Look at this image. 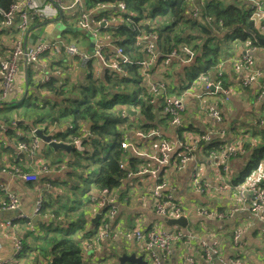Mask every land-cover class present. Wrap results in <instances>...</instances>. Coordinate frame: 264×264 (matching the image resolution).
<instances>
[{
	"label": "crops",
	"instance_id": "0c3cea01",
	"mask_svg": "<svg viewBox=\"0 0 264 264\" xmlns=\"http://www.w3.org/2000/svg\"><path fill=\"white\" fill-rule=\"evenodd\" d=\"M83 1H84V9L91 12L92 27H96V23L93 20V16L95 15V11H98L97 7H99V4L97 2L92 1L93 4L88 5L87 4L88 0H83ZM64 2L67 5L69 3V0H64ZM47 10L49 12L52 11L51 8H47ZM58 16L59 13L57 14L56 17L50 20L39 19L38 22L36 21H34L33 23L31 22V26L29 27L28 30V37L31 34H35L37 36L36 41L42 40L43 38H48V39L53 38L56 39V41L59 42L61 45H65L69 43L76 44V42L70 41L72 39L71 35L64 34L69 32L70 26L66 25L67 26L66 29L58 30L55 29L54 26L51 24L55 21V19ZM61 16L62 17L60 19L64 18L63 16H69V11L61 12ZM41 27H43V29H41ZM62 31L64 33H61ZM4 38H5L4 45L2 44L0 45V59H2L3 57H7L9 55L8 53L11 50L10 39L6 38V36H4ZM86 43L87 41L84 38L81 40L82 45H77V44L76 45L81 51H85L87 53L89 52L93 53L94 43L92 44L91 49L84 47ZM233 48L235 50L234 54L231 53ZM245 48L246 46L243 45V42L232 43L229 50L226 51L225 57L224 58L220 57L218 59L219 64L222 63L223 65V71L225 73V76L228 77V78H224V80H226L228 84L227 88L235 89L233 93L227 95L228 89H226L224 90L226 91V95L223 94L222 92L224 96L221 93H216V92H213L209 95L213 99V102L210 103L213 105V107L218 108L220 107V104L225 105L222 106L219 111L220 114L224 117L223 119H221V122L223 121L224 123L230 122L231 119L226 116L227 113L235 112L238 115L239 119L233 120L232 123L228 125L230 127L229 129H233L235 125L248 127L247 124H245L246 121L244 124H239L238 121L244 122L245 117H249L254 122V125L250 127L251 130L249 131L253 132L256 131L255 127L257 126V119L261 118L262 116L264 117V102L257 99L254 91V90H259L264 86V76H261L258 79L257 83L252 85V88L250 89L251 91L248 88H244L241 86L240 79L236 78V75L233 72L232 63L234 60H236L237 58L243 55ZM106 49L107 50L110 49L112 53H114L113 47L105 48L104 53H106ZM253 58L255 61V68L262 69L264 66V46L258 45V47L255 49L253 53ZM92 60L87 65V69H83V67L79 66V64H77L76 61H73L72 59L70 60L64 56L59 57L54 62L47 61L45 58H42V60L37 65L35 64L32 65L35 68L34 73L32 75H35L38 72V69L53 67L54 68L53 70L55 71L52 72L51 75H53L56 80V83L54 85L58 88L59 92L63 91V94L57 96L52 91H49L48 93L46 92V90L38 91L35 89H34V93H32L33 89L31 86H29V84L27 83V78L23 74V77L18 79L17 87L15 88L13 94L10 96L9 101L0 103V111H1L0 112V138H1L0 152L5 153V155H2L3 157H0V187L1 186L6 187L8 191L15 194L18 199V207L15 210V213H8L10 214V216L5 217L7 213H3L1 209L7 203L6 194L4 192H1L0 190V262H2L3 264H47L48 261L43 258L42 254L36 248L38 243L31 241V237L28 239L29 242H28V247L26 248L27 250L25 249L24 246L21 253L18 256H14L13 254V243L18 236L22 237L24 233L25 234L33 233L34 237H37V235L39 236L40 234H42L36 231V227L41 223L43 218L45 220H50L53 217L52 214L46 212L43 215L44 217L38 216V219L35 220V225H33L32 221L35 219L36 216L34 215L35 202L38 199V197H40V195L42 194L43 203L46 202L45 206L47 208H50L51 205L53 209L58 208L59 204L56 202V195L54 192L56 187L58 188L63 187L62 180L60 179L62 173L56 172L55 169L52 168V166L48 167L49 171L45 173H40V172L38 173L40 165L48 164L41 157L45 154L46 151L49 150L51 152L48 146L44 144L37 137L41 141V144L39 146L37 155L34 158H27L26 156H21V155L20 157H17L16 154L12 156L8 152V150H12L14 153H16L15 147L18 141L20 140V139L19 140L15 139L16 137L14 134H12V132L16 134L19 133L20 135L22 134L23 137H27L28 140L33 130L35 131L36 129H42L45 135L52 136L53 141L68 142L67 136H70V133L74 131L70 129L73 125L72 123H74L72 120V116H66V117L61 116L59 120H54L55 122H57V124L49 126L48 124L51 123L53 118L58 115L51 116L48 113V110L54 107L53 109L58 111L59 115H61L63 113V107H64V103L62 102V100L65 99V97L74 98L75 95L78 96V93H73L76 91L77 89L76 87H80L85 83L86 76L88 75L89 71L90 72L95 71L91 66ZM98 66H99V62H98ZM163 66L165 67L167 65L164 63L162 64L161 62L160 67L164 69ZM29 67L30 66L27 67L26 74L27 73L29 74ZM97 68H96V71L98 70L97 75H99V77L102 78V68L101 69H97ZM181 69L182 66H180L178 69V73H180L178 74V76L180 77V81L183 79V75H184L183 73H181L182 72ZM20 71L22 73L25 72L23 64L20 68ZM35 76L37 77V75ZM211 77H214V74H212ZM27 92L31 93L30 94L31 99L29 98L30 102L34 100V98H36L34 100V103L38 104L37 107L39 109L35 113L20 110L18 114H14L10 119L7 118V115L2 111L1 106L7 104L19 103L23 101L26 97L29 96V95L25 96ZM231 97H233L234 99ZM195 99L196 97L191 96V94L183 96V103L185 107V112L183 113L182 116L183 124L187 123L185 125V128H189L191 126L193 129H197L201 133L206 132L210 129L211 123L206 114L204 113L202 114L200 111H198L199 109L195 105L196 102L194 101ZM225 99L228 100L224 101ZM241 105H245L244 109L241 107ZM227 106L230 107V111L224 112L223 108H226L227 110ZM40 108H42L43 110H40ZM45 112H47L48 115H46ZM123 112H125V110H123ZM130 116L133 117V115ZM19 120L25 121L27 124H22V123L18 124L17 122ZM165 120L166 121L160 122V125L156 129L163 138L175 142L177 139L181 137L179 136L180 133L177 132V129L175 127L169 125L167 119ZM28 123H31L32 126H30ZM137 125L138 124H136V126H134L132 130L128 132L127 139L125 140L128 142H135L139 146L142 152H147L150 155H155L156 147L158 144V137L152 136L151 138H146V139L137 137L136 133H133L134 130H136V132L139 131L137 129ZM21 127L24 128L22 129ZM74 127H76L75 124ZM92 127L93 125L91 122H85L84 125L81 124L82 129L79 130L77 133L83 136L85 134H88V132H90ZM14 128H16V130ZM120 128L121 127L117 125H115L112 128V131L110 132V134H108L109 144L113 145V143L116 141L117 139L116 134H118ZM234 137L235 135L234 133H232L231 135H229V137H227V140L232 141ZM212 140L214 143L219 139L217 140L216 137H213L211 141ZM207 145L208 143H206L203 147V150L196 155V160L191 161L183 170L177 172L174 171L171 174V176H169L171 185L168 187V189L173 193L174 198L180 204L182 203L189 204L192 199L197 198L201 201L202 204L207 205L211 208L204 210L223 213L225 214V216L223 218H213L210 220H206L203 219L201 216L202 209L196 211L194 207H190L186 209L181 206L187 212L186 219L188 221V225L199 224L201 226V231L200 233H191V231L184 230L182 228L184 230L183 232L185 235L188 233L191 235L190 236L186 235L185 241H178L172 245L166 264H181L182 261L187 256V250L189 245L193 248L191 254L194 257L195 264H219L217 258L213 259V261L211 262H207L203 258V254L199 246V243L202 241L215 246L219 250V254L224 261L237 259L238 255L231 246V238L236 229H242L243 231V235L240 241V256H242V261H244L246 264H264V221L258 220L252 215L250 211V203L247 202L246 206L241 207L239 211L234 213L232 216H228V211L231 208L239 207L238 206L239 202L237 204L236 201L233 202L230 200V193L232 189L230 191H223V192L211 191L209 193L203 192L201 194L198 193L190 183V180L193 177V174L195 173V169L198 170L199 180L203 184L214 183L215 185L212 186L215 187L219 182L217 177L221 179L223 178V180H227L228 177L229 180L233 182V179H236L237 173L241 170L245 162L248 161L249 152L246 153V157L244 156L245 159L234 158L227 163L228 173L226 177L224 176L225 173H223L222 171L223 169L222 166L212 165L211 160L207 156L209 151ZM213 146L217 147L218 144L215 145L213 144ZM134 156L135 155H133L128 150H122L121 164H126V169L132 170L133 172L138 168H140L142 165H144L142 164L139 167H138L139 163H133L129 165V159L135 158ZM67 158L69 159V156ZM137 159H139L140 161L147 162L145 158L138 157ZM56 163H58V161ZM15 169L22 170L25 174H27V176H32L35 174L38 176V178L36 181L26 182L15 172ZM230 169H231V173L229 172ZM94 179L93 182L90 183V186H88V184H84L80 186L74 182H71L70 184V187L73 186L74 184H76V186H80V188L77 187V189L74 191L75 194L74 200L77 203L75 205V208L79 209V211L77 212L83 213V216L81 217L85 223L84 231L88 230V228L91 227V220L95 216L92 214L93 211L90 212L91 208L95 209L94 205L91 203L90 198L99 197V190L94 185ZM136 184L142 185L143 195L137 198V202L135 206H129V207L136 208L138 206L147 205L149 203V199L148 197H146L145 191H147L151 187L152 183L146 178L137 179L134 177L132 179L124 178L121 181V184L117 188L113 189L115 190L113 194L115 195L116 203H120L124 199V198L122 199V194H121V192L124 193V190H120L121 188L135 186ZM47 185H50V188L48 190H46ZM78 191H80V194L78 193ZM53 197H54L53 199L54 202H52ZM137 209H142V208L138 207ZM134 213L140 214V216L137 218L142 220L143 226L150 227L160 221L158 218L148 213L144 209L132 210L127 207H119L117 215L112 223V226L115 227L114 230L120 231V229H122L121 230L122 232L126 231L125 227L123 226L124 224H126V222L129 223L130 221L128 219L129 215ZM123 214H126L127 216L123 217ZM14 215H20L22 217L19 218L18 220L13 221L9 227L5 226L6 219L12 218ZM27 220L30 222L28 223ZM173 226H177V225H173ZM209 228L210 230H208ZM124 234L125 233H123L122 236L115 238L114 241L107 243L109 244V246H106V244L101 245V250L99 253H97V257L100 258L101 263L104 258L113 255L111 249L113 243H116L119 247H122L123 240H126L123 237ZM126 242L131 245V248L129 251H123L122 253L129 254L135 248L137 251L138 248L137 243H135L133 240H126ZM30 245L34 247L33 250L31 249Z\"/></svg>",
	"mask_w": 264,
	"mask_h": 264
},
{
	"label": "built area",
	"instance_id": "2783aa9c",
	"mask_svg": "<svg viewBox=\"0 0 264 264\" xmlns=\"http://www.w3.org/2000/svg\"><path fill=\"white\" fill-rule=\"evenodd\" d=\"M250 7L251 13L249 20L252 23L254 31L261 38H264V0H246ZM194 0H189L188 5L193 8L192 16H195L198 12L194 7ZM47 8H51L49 12ZM105 10H113L114 12H124L125 3L122 1L114 2L105 5ZM99 10V7L97 8ZM69 11L70 17L78 15L76 18V25L78 28L89 31L94 38L93 54L90 55L85 51H81L76 44L69 43L61 45L56 39L43 38L42 40L35 41L32 45H25L28 37L29 24L37 19L50 20L57 16L58 13ZM2 17V28L6 33V38L11 41V50L6 58L0 60V103L9 101L10 96L15 90V84L19 78L26 76L27 67L35 64L37 65L42 58L47 61L54 62L61 56L76 61L83 69H87V65L92 59H97L99 66L97 69L102 71L105 69L111 70L116 73L122 71L121 64H129L130 60L123 55L121 47L116 45L117 39L108 40L107 37L101 35L96 27H92L91 12L84 9L83 0H69L66 5L64 0H16L7 11H0ZM65 17V16H63ZM70 21V20H67ZM102 24H106L107 21L101 19ZM54 36V35H53ZM5 40V38H4ZM158 40L157 35L153 32H143L135 42V45L140 48V51L145 54L143 61L139 62L141 75L142 71V83L148 89V92L152 96V103H161L163 117H165L172 127H177L183 123V113L185 107L183 103V96L190 95L188 91L195 92L197 96H201L203 93H212L222 90L221 74L218 73L216 78H209L206 75H200L191 84L189 88L183 91L180 95L167 94V85L159 77L156 76V72L163 68L159 65H155L158 59L157 52L155 51L156 42ZM120 41V39H118ZM246 42V48L243 55L233 61L232 66L236 74L241 75L240 84L244 88L251 89L252 85L256 84L261 76H264V66L262 69L255 68V61L253 53L258 46L251 45L249 41ZM107 47H113L114 56L108 57L104 53V49ZM193 51L185 46H179L172 49L167 57L169 59H178L182 62H187L191 59ZM121 59V60H120ZM24 65L25 72L22 73L20 68ZM92 74L98 77V70ZM53 67H47L38 69L37 77L32 75L34 81L39 85L48 82L51 72H54ZM199 83V85L195 84ZM258 100L264 102V86L259 90H254ZM219 111L210 106L207 109V117L210 120L211 127L206 132H192L184 131L182 136L175 142L163 138L157 129L151 130L152 136L158 137V144L156 147L155 155H150L147 152H142L135 142H128L125 139L121 141V150H128L136 157L145 158L147 164L142 165L135 170L126 169V164H120L121 170L126 171V179H148L151 181V187L145 191L146 197L149 199V203L145 206H138L142 209L129 207L126 200H122L120 203H116L114 190L101 189L99 190V197H91V203L95 207L94 215L98 214L99 224L94 231V235L91 238L82 240L83 259L86 264H103L100 262V258L97 257V253L101 250V245L110 243L106 241L112 232V223L117 215L119 207H127L132 210H146L161 222L165 220H176L180 218H187V212L180 206V203L174 198L173 193L168 189L171 185L169 176L174 171L183 170L191 161L196 160V155L199 154L206 143L211 142V139L215 136L222 144L217 150H211L208 154V158L211 160L213 166H222V171L227 177L228 160L243 152L233 142V140L226 139V133L222 130H215L214 125H218L221 122ZM122 117L126 116V112L121 113ZM258 126L264 128V118L258 121ZM137 137L146 139L145 133L140 131L136 132ZM79 136H81L79 134ZM89 137V133L83 135V138ZM79 139L74 138L73 144ZM41 141L35 136L34 130L31 132L30 138L27 141L19 140L16 147V156H26L27 158H34L37 155ZM202 163V162H201ZM15 172L26 182L36 181L38 176H27L22 170L15 169ZM219 182L215 187L214 183L203 184L199 180L198 170L195 169V173L190 180L191 185L198 193L211 192V191H235V198L239 207L231 208L228 211V216H232L239 211L241 207L246 206V203H250V211L252 215L258 220L264 221V162L259 163L243 182L232 185L229 178L223 180L218 178ZM1 192L6 194L7 203L2 207L3 213H15L18 207V199L15 194L8 191L4 186L0 187ZM43 206V200L41 197L35 202L34 215L39 216L40 210ZM94 216V217H95ZM201 216L203 219L210 220L213 218H223L225 214L212 212L209 210H202ZM22 216L14 215L12 218H8L5 221V226L9 227L13 221L18 220ZM184 230H187L186 228ZM179 226H173V228H165L157 225L143 226L142 220L137 218L134 222V227L128 232H124V239L133 240L137 243V251L135 253L142 258L146 264H166L170 249L175 242L185 241L186 235ZM130 232V236H126ZM243 235L242 229H236L231 238V246L236 251L237 259H231L224 261L219 250L206 242H200L199 246L203 254V258L207 262L213 261L217 258L219 264H246L242 261L240 256V241ZM119 233L116 238L119 237ZM23 249L22 237L18 236L13 243V254L18 256ZM193 248L189 245L187 250V256L181 264H195V260L191 252ZM240 256V257H239ZM0 264H3L0 262Z\"/></svg>",
	"mask_w": 264,
	"mask_h": 264
},
{
	"label": "trees",
	"instance_id": "16d2710c",
	"mask_svg": "<svg viewBox=\"0 0 264 264\" xmlns=\"http://www.w3.org/2000/svg\"><path fill=\"white\" fill-rule=\"evenodd\" d=\"M15 1L0 0V11H7ZM92 1L99 4V10L95 11L93 16L94 22L99 24L97 26L98 31L101 35L107 37L109 41L110 39H117L116 45L121 47L123 55L130 60V63L121 64L122 71L120 73L108 69L103 70L102 78L99 76V78L95 77L89 71L85 83L80 87H76L78 96L75 95L74 98L71 96V98L65 97L62 100L64 103L63 113L59 117H54L48 125L57 124L54 120H59L61 116H72L76 127L70 133V136L71 139H79L81 137L77 132L82 129L80 127L81 124L84 125L85 122H91L93 127L88 132V141L85 139H80V141L81 151L85 155L88 152L92 155V158L96 154H101V145L109 142L108 134H110L112 128L115 125L121 127L118 134H116L117 142L115 141L110 150L106 151L104 158L100 159L99 173L94 179V185L98 190H113L121 184L126 175V171H122L120 168L122 163L120 143L122 140L127 139V136L124 139L121 138L120 132L123 130L125 132L131 131L136 126L133 123L137 122V119L142 121L141 124L137 125V129L142 133L156 129L160 122L166 121V118L163 117L161 103L151 102L152 96L142 83V77L139 74L140 65L138 63L144 60L145 54L135 45L137 37L147 31L150 33L154 32L157 35L158 40L154 49L157 52L158 59L155 65H159L162 62L167 65V68H172L173 65L182 66L181 73L184 75L182 82L178 86V91L174 92V87L168 88L167 86V94L171 95H180L191 86L189 81L193 83L200 75H206L212 79L216 78L218 73L221 74L222 90L216 93L224 92V90L228 89V84L224 78L228 77L225 76L223 65L222 63L219 64L218 59L221 55H225L232 43L249 41L254 46L259 44L245 31L246 29L251 30L257 35L249 20L251 10L246 0H194V7L198 10L195 16H192L193 8L188 5L189 0H88L87 4H93ZM118 1L125 3L124 12H114L112 9L105 10L103 8L107 4ZM186 11H188L187 14ZM101 19L107 21L106 24H102ZM2 20L0 15V37L6 36L5 31L1 29ZM38 21L39 19L36 20V22ZM219 33L222 34L221 37ZM1 44L4 45V41H0ZM179 46H185L193 51L191 59L187 62L167 57V54L172 49ZM105 54L107 58L114 56L110 49H106ZM199 61L204 62L202 67L198 66ZM212 74H214V77H211ZM234 74L236 78L240 79L241 75L235 72ZM27 83L32 87V93H34L35 89L38 91L46 90L48 93L52 91L57 96L63 94V91L59 92L54 85L56 80L53 75H50L47 83L38 85L32 76L27 74ZM27 95L29 96L23 101L30 100L31 95L26 94L25 96ZM34 100L28 102V104L30 103L28 105L29 109L26 111L35 113L39 109L37 107L38 104L34 103ZM19 103L13 104L18 105ZM40 109L43 110L42 108ZM126 109H132L136 114L133 117L129 114L122 117L121 113ZM129 117L131 119L130 124L125 122ZM261 118L263 119L264 117L262 116ZM261 118L257 119V126ZM187 129L188 131L199 132L191 126ZM258 129V144L252 145L249 140H245L241 146L243 152H239L236 159L246 157V153L249 152L248 161L237 173L236 179H233V182L230 181L232 185L243 182L257 168L259 163L264 161V128L258 126ZM177 132L179 131L177 130ZM20 140L27 141V137H23ZM213 144H218V146L214 147ZM221 144L222 142L219 140L214 143L213 140L209 142L207 145L208 154L211 150H217ZM134 157L129 159V165L140 163V160L136 159V156ZM76 168L77 164L71 161L70 169L68 166L67 173L73 172ZM229 172L231 173V169ZM81 176L80 172L75 182ZM76 187V184H74L72 189ZM67 199L69 200L68 196ZM45 204L46 202L43 203L39 217L48 212L52 214L53 218L48 221L44 220L43 230L40 229L42 234L38 237L33 236V240L39 244L40 239L41 243L48 247V253H41L43 258L48 261L47 264H86L83 259L81 241L94 235L99 221L91 224V227L84 231L85 223H83V226L77 227L74 221H69L71 219L69 213L56 211L57 209H64L60 205L58 208L53 209L52 205L47 208ZM22 243L26 249L28 243L23 238Z\"/></svg>",
	"mask_w": 264,
	"mask_h": 264
},
{
	"label": "rangeland",
	"instance_id": "374dc122",
	"mask_svg": "<svg viewBox=\"0 0 264 264\" xmlns=\"http://www.w3.org/2000/svg\"><path fill=\"white\" fill-rule=\"evenodd\" d=\"M187 13H188V11H186V14ZM76 18H77V15H74V16L70 17V21H67V20H69V18L65 16L64 18H62L58 21H55L51 24L54 26L55 29H58V30L66 29L67 26H70L68 33H64L63 31L61 33L71 35L72 39L70 41L76 42L77 45H82L81 40L85 38L87 43L84 45V47L91 49L92 48L91 46L94 43V38L92 37V35L89 32L82 30V29L77 27V25L75 23ZM30 26H31V23L29 24V27ZM27 30H29V28ZM60 35H62V34H60ZM219 36L221 37L222 34L219 33ZM0 41H2V42L4 41V36L0 37ZM243 45L245 46L246 42H243ZM89 53H90V55L93 54L92 52H89ZM231 53H233V54L235 53L234 48L232 49ZM221 57L224 58L225 55H223V56L221 55ZM203 64H204L203 61L198 62V66H200V67H202ZM32 65H34V64H32ZM32 65H30V67H29V75L30 76L34 73V70H35L34 66H32ZM91 66L93 68H96L98 66V61L96 59H93L91 62ZM178 69H179V67L174 66V65L172 68H170V67L167 68V66H165L164 69L156 72V76L159 77V79H162L166 83L167 86L175 88L174 92L178 90V86L182 82V80L180 81V77L178 76V74H180V73H178ZM141 76H142V71H141ZM17 83L18 82H16V84H15V88L17 87ZM173 83H175V84H173ZM189 83L192 84V82H190V81H189ZM195 84L199 85V83H197V82H195ZM128 90L130 91V89H128ZM234 90L235 89H228L227 95H229L230 93L232 94ZM213 92L214 91H212V93ZM73 93H77V92L75 91ZM187 93H190L191 96L196 97V99L194 100V101H196L195 105L198 107V109H199L198 111H200L202 114L203 113L207 114V109L210 106H213L212 104H210L213 102V99L208 93H203L200 97L196 96L195 92H192V91H188ZM27 94H31V93L27 92ZM223 94L226 95V91H224ZM231 98H233V97H231ZM226 100H228V99H225L224 101H226ZM28 102H30V100L29 101H21L18 105H14V104L3 105V106H1L2 111L7 115V118L10 119L14 114H18L20 110L26 111L28 109V105H29ZM219 104H220V102H219ZM242 104H244V103H242ZM222 106H225V105L220 104V107H218L219 109L216 107L217 110L220 111V108ZM241 107L244 109L245 105H241ZM130 110L132 111V109H130ZM223 111L224 112L230 111V107L227 106V110H226V108H223ZM125 112H126V110H125ZM48 113L51 116L58 115V117H59V112L53 108L48 110ZM48 113L45 112L46 115H48ZM126 114H128V113L126 112ZM219 116L221 119L224 118L220 113H219ZM226 116L231 119L230 122L224 123V121H223V122H220L218 125H214L215 130L224 131L226 133L227 137H229V135L234 133L235 137L232 140L240 148V150H241V146L245 140H249V143H251L252 145L258 144V140H259V137H258L259 136V129H258V127L257 126L255 127L256 131H253V132L249 131V130H251L250 127H252V125H254V122L252 121L251 118L245 117L244 122L238 121L239 124H244L246 121L245 124H247L248 127L235 125L233 129H229L230 127L228 125L231 124L233 120H235V119L238 120L239 117L235 112L227 113ZM130 121H131V119L129 117L125 122L130 124ZM141 122H142L141 119H137V122H135V124H141ZM72 124L73 125L70 129L75 130L74 123H72ZM186 124L187 123H184V124L182 123L177 127V130L180 132V136H182V132L188 131V129L185 128ZM21 128L23 129L24 127H21ZM247 129H248V131H247ZM150 132H151V130L145 132V135L147 136V138H151ZM120 133H121V138H124L128 135V132H125V130L121 131ZM133 133H136V130H134ZM12 134L15 135V137H16L15 139L19 140V139L23 138L22 134L20 135L19 133L16 134L14 132H12ZM80 137H81L80 139H85L87 141L89 139V137L83 138L82 135ZM0 140H1V138H0ZM67 140H68V142H66V143H73V139H71V136H67ZM101 146H102L101 154H96L94 158H92V155H90L88 152L85 155V153H83L81 150H74L71 153H69L68 155H66L61 150L56 152V153H54L52 151L50 152L48 150L45 152V154L43 156H41L42 159H44L48 164L40 165L38 173L39 172L45 173V172L49 171L48 167H50V166H52V168H54L56 172L62 173V176L60 177V179L62 180L63 187L62 188L56 187L54 193L56 195V202L64 209H57L56 211H58V212L64 211L65 213H69L71 215L70 220H72V222L74 221V224L77 227L83 226L84 220L81 217V216H83V213L77 212V211H79V209L75 208V205L77 203L74 200V196H75L74 191L77 189V187L80 188V186L84 185V184H88V186H90V183L93 182V179L95 177H97V175L99 173L98 171H99L100 159L104 158V156L106 155L105 154L106 151L107 150L109 151L110 148L112 147V145L109 144V142H106L105 144H103ZM8 152L12 156H14L16 154L12 150H8ZM2 155H5V153L0 152V157H3ZM97 155H98V157H97ZM68 156H69V159L67 158ZM237 156L238 155L231 158L230 160L237 158ZM136 159H137V157H136ZM230 160H228L227 163ZM57 161H58V163H56ZM71 161H74L77 164V168L73 172L70 171L71 173L68 174L67 169H68V166L70 169ZM263 162L264 161H262V163ZM146 163H148V162L140 161L138 167L140 165L146 164ZM80 170H82V171H80ZM80 172H81L82 176L79 177L75 182V179L77 178V176L79 175ZM52 181H54V180H52ZM71 182H74L80 186H77L76 188L72 189V186L70 187ZM49 188H50V185H47L46 190H48ZM120 190H124V193L121 192L122 199L124 198L123 200H126L127 203L129 204V206H135L136 202H137V198L139 196L143 195L142 185H140V184H136L135 186H130V187H123ZM48 193H50V192H48ZM78 193L80 194V191H78ZM67 196H68L69 200L67 199ZM40 197L43 200L42 194L40 195ZM70 198H71V200H70ZM53 199H54V197L52 198V202H54ZM230 200L233 202L236 201L234 190H232L230 193ZM180 206H182L186 209H188L190 207H194V209L196 211H198L200 209H202V210L211 209L209 206L202 204L201 201L197 198L192 199L189 204L182 203V204H180ZM92 211H93L92 214L94 215L95 209L91 208L90 212H92ZM126 216H127L126 214H123V217H126ZM139 216H140L139 213H136V214L134 213V214L129 215V218H128L130 220L129 223L126 222V224H124V226H123V227H125L126 232H128L129 230H132V228L134 227V222L137 219V217H139ZM44 220L45 219L43 218L41 223L36 227L37 232L41 233L40 229L43 230V226L45 224ZM46 221H48V220H46ZM154 225H157L160 227H165V228L167 227L165 225V222H161V221H159L158 223H156ZM168 228H173V226L168 227ZM112 229L113 230H112V232H110V236L107 238L106 241L112 242V241H114V239L116 238L118 233L120 236H122V234L125 232V231L122 232L121 231L122 229H120V231L114 230L115 229L114 226H112ZM186 229L191 231V233H200L201 226L199 224H197V225H193V224L190 225L189 224L186 227ZM208 230H210V228ZM126 236H130V232L127 233ZM30 237H31V241L37 242V241L33 240V238H34L33 233H31V234L26 233L22 236V238L25 240L26 243L29 242L28 239ZM37 237H38V235H37ZM39 241H40V243L36 247L37 250L40 253H48L49 252L48 247L45 244L41 243L42 241L40 239H39ZM106 246H109V244L106 243ZM130 248H131V245L128 244L126 242V240H123L122 247H119L116 243H113L112 247H111L113 255L112 256L110 255V256H107L106 258H104L102 260V263L103 264H117V258H119L122 255L123 251H129ZM31 249L33 250L34 247L31 246ZM26 250H25V252H26ZM136 255L139 256L138 253H136ZM47 258H49V257L47 256Z\"/></svg>",
	"mask_w": 264,
	"mask_h": 264
},
{
	"label": "water",
	"instance_id": "95a60500",
	"mask_svg": "<svg viewBox=\"0 0 264 264\" xmlns=\"http://www.w3.org/2000/svg\"><path fill=\"white\" fill-rule=\"evenodd\" d=\"M61 13H59V16L55 19V21L60 20L61 18ZM54 21V22H55ZM45 24V23H44ZM41 29H43V27H41ZM247 31L253 38L254 41L256 43H258L261 46H264V38H261L257 35L254 34L253 31L251 30H245ZM37 39V36L35 34H31L28 39L25 42V45H30V44H34L35 41ZM126 112L129 115H135L136 112L135 111H131L130 109H126ZM22 123V124H27L25 121H18L17 122ZM30 126H32L31 123H28ZM16 130V128H14ZM13 129V131H14ZM35 136H37L44 144H46L48 146V148L56 153L58 151H63L66 155H68L69 153H71L74 150H81V141H77L74 144L73 143H66V142H56L52 140V136L51 135H45L44 131L42 129H36L34 131ZM10 214H6L5 217H9ZM98 214L91 220V224H95L98 221ZM38 219V216H35V219L32 221V224L35 225V220ZM160 220V219H159ZM161 221V220H160ZM165 225L167 227H171L173 225H177L183 229H185L188 226V221L186 218H180V219H170V220H165ZM117 262L118 264H146L142 258L140 256H137L135 251L133 250L131 253L126 254V253H122V255L117 258Z\"/></svg>",
	"mask_w": 264,
	"mask_h": 264
},
{
	"label": "bare ground",
	"instance_id": "6f19581e",
	"mask_svg": "<svg viewBox=\"0 0 264 264\" xmlns=\"http://www.w3.org/2000/svg\"><path fill=\"white\" fill-rule=\"evenodd\" d=\"M35 75H37V74H35Z\"/></svg>",
	"mask_w": 264,
	"mask_h": 264
}]
</instances>
